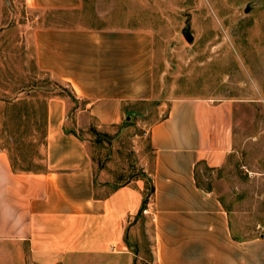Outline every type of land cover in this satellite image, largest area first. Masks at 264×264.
<instances>
[{
    "label": "crops",
    "instance_id": "1",
    "mask_svg": "<svg viewBox=\"0 0 264 264\" xmlns=\"http://www.w3.org/2000/svg\"><path fill=\"white\" fill-rule=\"evenodd\" d=\"M22 1L36 20L55 22L31 32L35 65L66 86L74 104L46 99L42 171H15L0 150V264H138L140 220L152 230L147 264H264V233L246 237L235 212L197 179L199 164L219 170L246 153L264 181V91L248 100H171L149 126L152 167L142 169L154 193L148 213L139 214L144 181L110 189L67 125L80 126L86 114L105 129L153 98V32L73 21L84 0Z\"/></svg>",
    "mask_w": 264,
    "mask_h": 264
},
{
    "label": "rangeland",
    "instance_id": "2",
    "mask_svg": "<svg viewBox=\"0 0 264 264\" xmlns=\"http://www.w3.org/2000/svg\"><path fill=\"white\" fill-rule=\"evenodd\" d=\"M84 2L83 15L73 21L134 25L150 29L155 37L153 98L137 105L129 119L105 129L86 114L81 115L80 126L74 121L67 125L85 142L95 172L110 189L148 176L142 167L148 171L152 167L149 126L166 115L171 100L207 96L248 100L264 91V0ZM51 24L52 19L36 20L22 0H0V150L16 169H44L46 99L55 84L59 91L70 92L35 65L31 32L37 25ZM187 26L191 42L182 34ZM66 99L70 109L74 103ZM245 111L251 114L253 109ZM247 158L251 156L246 153L233 157L219 170L199 164L197 179L201 188L221 196L225 207L235 212L236 226L252 237L264 233V181ZM136 226L142 258L138 264H147L152 260V230L142 220Z\"/></svg>",
    "mask_w": 264,
    "mask_h": 264
},
{
    "label": "trees",
    "instance_id": "3",
    "mask_svg": "<svg viewBox=\"0 0 264 264\" xmlns=\"http://www.w3.org/2000/svg\"><path fill=\"white\" fill-rule=\"evenodd\" d=\"M58 88L59 87L55 84L53 89L49 91L50 92L49 96H59V97H63L65 99L68 98L69 100L74 101L70 92H65L64 90L59 91ZM44 137H45V134H44ZM9 161H10V158H9ZM10 163H11L13 170H15V171H30L28 169L25 170L22 168L16 169L14 163H12V162H10ZM143 179L145 180L144 181V190H143V200H142V203L140 206L139 214H142V211L146 208L148 198L153 196V193H154V187H153V184L151 182V179L150 178L147 179L146 175L142 177V180Z\"/></svg>",
    "mask_w": 264,
    "mask_h": 264
},
{
    "label": "water",
    "instance_id": "4",
    "mask_svg": "<svg viewBox=\"0 0 264 264\" xmlns=\"http://www.w3.org/2000/svg\"><path fill=\"white\" fill-rule=\"evenodd\" d=\"M248 10H249L248 8H245L244 11L248 12ZM182 34H183L184 38L187 40V42H191L192 41L193 37H192V35L190 33L189 26H187L186 28H184L182 30ZM129 116L126 119H129Z\"/></svg>",
    "mask_w": 264,
    "mask_h": 264
},
{
    "label": "built area",
    "instance_id": "5",
    "mask_svg": "<svg viewBox=\"0 0 264 264\" xmlns=\"http://www.w3.org/2000/svg\"><path fill=\"white\" fill-rule=\"evenodd\" d=\"M143 214H147L148 213V209L147 207L142 211Z\"/></svg>",
    "mask_w": 264,
    "mask_h": 264
}]
</instances>
